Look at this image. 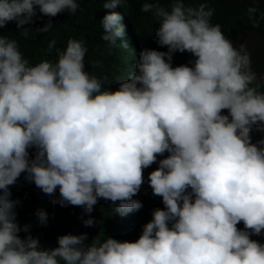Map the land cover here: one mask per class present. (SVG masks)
Instances as JSON below:
<instances>
[{"label":"clouds","instance_id":"obj_1","mask_svg":"<svg viewBox=\"0 0 264 264\" xmlns=\"http://www.w3.org/2000/svg\"><path fill=\"white\" fill-rule=\"evenodd\" d=\"M125 2L103 0L106 9ZM77 8V0H0V29L15 22L27 37L37 10L55 17ZM141 11L158 20L156 43L167 51L141 49L115 90L85 70L83 41L32 65L0 35V264H264V243L251 238L264 234V135L252 140L264 134V91L253 86L250 57L204 3L172 0L167 10L144 0ZM121 20L115 11L101 19L109 49L118 40L128 47ZM51 27L49 19L36 30ZM176 52L194 59L173 66ZM153 164L148 184L163 207L135 241L68 233L48 248L18 222L10 187L22 174L53 204L90 214L103 199L125 217L142 208L133 197ZM36 217L47 225L44 209Z\"/></svg>","mask_w":264,"mask_h":264},{"label":"trees","instance_id":"obj_2","mask_svg":"<svg viewBox=\"0 0 264 264\" xmlns=\"http://www.w3.org/2000/svg\"><path fill=\"white\" fill-rule=\"evenodd\" d=\"M77 2L78 8L74 14L63 12L55 17H47L37 10L34 23L25 25L29 31L27 37L22 35L23 29H17L15 22H9L6 27L0 29V35L14 39L23 57L32 65L42 60L56 62L57 50H65L69 39L83 41L87 48L85 70L99 78L104 88L110 87L113 90L118 87L120 79H126L129 73L134 71V63L141 49L167 51L156 43L155 30L159 27L158 20L152 12L141 11L144 0H126L113 9H106L103 0ZM158 3L167 10L171 9L172 0H158ZM201 3L214 10L210 22L221 27L224 36L236 49L241 48L239 40L248 35H257L256 45H250L244 50L250 57L251 70L256 74L253 86H258L259 91H264V0H185L186 7H198ZM250 7L256 9L251 19L248 13ZM110 11L118 12L122 17L121 23L125 27L124 39L128 43L126 48L122 46L123 41L118 40L117 46L109 49L107 42L101 38L104 32L101 19ZM49 19L52 20V27L48 31L36 30L43 27ZM51 41H55V47L50 50ZM192 59L194 58L190 53L176 52L173 54L172 65L188 64ZM92 61L99 62L98 66L93 67L90 63ZM262 135L264 134L253 131V142ZM157 166L153 164L144 169V183L139 193L133 197L142 202V208L125 217L115 214V205L103 199L98 200L90 214L80 207L53 204V197L45 195L34 183L27 182L22 174L10 187L11 198L20 201L16 208L18 222L21 225L29 224L32 236L39 239L41 246L48 248L57 246V237L68 233H87L86 242H89V231L100 239L111 236L120 240L135 241L142 232V226L152 218L153 209L163 207L161 197L154 196L148 184V174ZM56 196H59L58 189ZM40 208L48 213L46 226L37 220L36 210ZM89 215L96 223L85 227L83 219H87ZM237 227L243 229V223ZM20 235L23 237L26 234L21 232ZM251 238L264 243V234Z\"/></svg>","mask_w":264,"mask_h":264},{"label":"rangeland","instance_id":"obj_3","mask_svg":"<svg viewBox=\"0 0 264 264\" xmlns=\"http://www.w3.org/2000/svg\"><path fill=\"white\" fill-rule=\"evenodd\" d=\"M257 35H248L247 37L238 41V43L247 49L250 45H256L257 42ZM93 232L89 231V242L94 238Z\"/></svg>","mask_w":264,"mask_h":264}]
</instances>
